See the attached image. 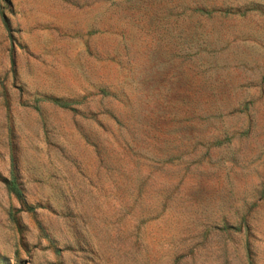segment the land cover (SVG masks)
Here are the masks:
<instances>
[{
    "label": "rangeland",
    "instance_id": "rangeland-1",
    "mask_svg": "<svg viewBox=\"0 0 264 264\" xmlns=\"http://www.w3.org/2000/svg\"><path fill=\"white\" fill-rule=\"evenodd\" d=\"M0 264H264V0H0Z\"/></svg>",
    "mask_w": 264,
    "mask_h": 264
},
{
    "label": "trees",
    "instance_id": "trees-1",
    "mask_svg": "<svg viewBox=\"0 0 264 264\" xmlns=\"http://www.w3.org/2000/svg\"><path fill=\"white\" fill-rule=\"evenodd\" d=\"M55 102H57L58 104L62 105V106H65L67 103L66 102H63V101H60V100H54ZM8 190L12 193H14L16 196H20V189L18 188L16 182H15V179L12 177L9 182H8Z\"/></svg>",
    "mask_w": 264,
    "mask_h": 264
}]
</instances>
